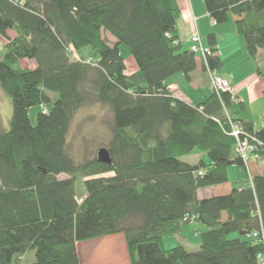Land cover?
<instances>
[{
  "label": "trees",
  "instance_id": "16d2710c",
  "mask_svg": "<svg viewBox=\"0 0 264 264\" xmlns=\"http://www.w3.org/2000/svg\"><path fill=\"white\" fill-rule=\"evenodd\" d=\"M203 1L214 24L234 17L259 61L264 0ZM181 18L176 0H0V86L13 104L10 127L0 130V264H22L33 251L28 264H82L78 244L114 235L124 237L130 264H264V173L250 177L231 135L237 124L264 142V127L230 92L197 105L174 97L167 81L182 73L191 82L200 56L190 42L184 48ZM121 45L145 84L128 75ZM208 47L217 71L214 34ZM23 60L36 67L22 68ZM93 104L112 115V165L77 163L67 150L75 116ZM48 105L32 125L30 109ZM193 154L210 163L182 160ZM232 166L248 174L238 188L200 200L198 191L230 182ZM194 216L205 228L199 249L166 248Z\"/></svg>",
  "mask_w": 264,
  "mask_h": 264
},
{
  "label": "rangeland",
  "instance_id": "374dc122",
  "mask_svg": "<svg viewBox=\"0 0 264 264\" xmlns=\"http://www.w3.org/2000/svg\"><path fill=\"white\" fill-rule=\"evenodd\" d=\"M203 7L205 9L204 5ZM200 25H201V31L203 33V30L206 29L208 26L207 20L200 21ZM232 25L235 26V23H233V21L229 26ZM10 33H13V31L8 32L9 35H11ZM105 38L107 39L109 38L108 39L109 41L112 40V38L109 35H106ZM6 42H7L6 37L0 34V59L4 57V48ZM242 42L244 43L245 46V42L243 38H242ZM120 50L128 68L127 69L128 75L138 73V75L143 80V76L139 72L137 64L133 56L131 55L129 48L126 45H121ZM87 52L88 50H85L84 53L82 54H88ZM76 55L77 57L81 58L80 57L81 55L79 56L78 54ZM86 59H90V58H86ZM178 76H182L183 78L184 75H178ZM183 82H179L176 89H179V91L183 93H187L189 91V88L187 86L184 87V84H187V81L186 83ZM143 83L145 84L144 80ZM210 83L211 82L209 80V85L211 87ZM50 108H52V106L48 105L46 110ZM263 108H264V100H260L254 104L253 111L251 110L253 116L255 115V117H253V119L255 118L254 122L256 121V123L259 126H262L261 111H263ZM43 110L44 109L40 107H33L30 109L29 115L32 125L35 126L37 124V115L39 112H42ZM12 115H13L12 99L0 86V130L9 129ZM227 116L229 117L228 114ZM111 122H112V115L109 107L101 104H93L87 108H84L80 110V112L75 116L68 135L67 150L77 163L83 164L87 161L98 159L99 150L101 148H107V145L111 140V136H112ZM197 156L198 154H193L191 156L182 158V160L185 162L197 164L201 160ZM256 163L257 162H252L249 164L250 177L254 175L252 169L254 164ZM231 175L232 178L230 180V184H232L233 181L239 182L241 180H245L248 174L245 169L243 168L240 169L236 167L232 170ZM59 178L63 179V178H67V176L61 175ZM81 185H82V180H80V183L78 184L79 192L80 191L82 192ZM205 192L208 191H202L200 193V197H203ZM184 230L185 232H187L188 237H190L193 243L192 245H188L187 249L190 251H197L199 249V243H200L199 233L202 230L205 231V228H203L198 223H196L195 220H193L191 221V224H189L184 228ZM235 236H237V234L232 235L231 238ZM177 239L178 237H173V236L168 237L165 240V246L167 248L174 247L175 244L180 243L177 241ZM78 251L80 252L82 264H130L126 243L122 235L106 236L82 243L81 245L78 244ZM34 261H35L34 251L30 252L27 256H23L21 258L22 264L33 263Z\"/></svg>",
  "mask_w": 264,
  "mask_h": 264
},
{
  "label": "crops",
  "instance_id": "0c3cea01",
  "mask_svg": "<svg viewBox=\"0 0 264 264\" xmlns=\"http://www.w3.org/2000/svg\"><path fill=\"white\" fill-rule=\"evenodd\" d=\"M176 1L182 12V18L179 21V31L184 48H189V37L196 28L201 34L206 46H208V36L214 34L217 38L218 57L221 61V66L217 70L218 73L230 83L234 92V97L237 99V101L244 102L253 111L254 104L260 100H264V54L259 56V61L251 58L248 55L241 36H239L236 32L235 26H229L231 25L232 21L234 23L233 16L230 17V21L227 24L217 25L214 24L208 15L206 8L204 9L203 0ZM202 20H207L208 23V26L203 30V33L201 31L200 25V21ZM10 34L11 36L15 35L14 32ZM21 67L34 69L36 67V61L23 60L21 62ZM259 67H261V73L258 72ZM178 75L184 74L178 73L170 78L166 83L171 90L175 91L174 97L193 105L206 102L212 97L213 91L209 85L208 74L204 70L203 59L201 56L198 57V66L192 76L193 80L191 82H188L185 76L182 78V76ZM186 81L187 84H184V87L187 86L189 88L187 93H183L179 91V89H176L179 82L186 83ZM261 112L262 126H259L255 121L256 127L259 128L264 127V108ZM253 117H255V115ZM197 157L207 164L210 163L208 157L205 154H198ZM236 167L238 166H232L228 170L230 180L232 178V170ZM238 168L242 169L241 167ZM252 170L254 175L264 173V159L254 164ZM243 181L244 180L239 182L233 181L232 184L229 182L224 186L202 189L198 191V198L202 200L217 195L227 194L233 189L238 188L239 184H241ZM202 191L208 192H205L204 196L200 197V193ZM173 237H178L177 241L180 242L175 244V246L183 245L187 248L188 245L193 244L185 230H183L180 235ZM81 244L82 243H80V245Z\"/></svg>",
  "mask_w": 264,
  "mask_h": 264
},
{
  "label": "built area",
  "instance_id": "2783aa9c",
  "mask_svg": "<svg viewBox=\"0 0 264 264\" xmlns=\"http://www.w3.org/2000/svg\"><path fill=\"white\" fill-rule=\"evenodd\" d=\"M190 46L191 50L201 56L203 59L204 63L206 64L207 67V74L209 76L210 84L215 93H220V92H230L233 94V89L230 85V83L224 79L216 70H212L208 64L207 58L209 56H212L213 53L210 49V47L206 46L204 44L203 38L201 34L199 33L198 29L196 28L190 37ZM74 60L75 61H80L83 63H86L88 65H94L95 62L90 58V59H82L77 57V55L72 53ZM44 109L43 111L45 113L48 112L46 110V107H42ZM232 136H234L238 142V147H237V153L240 156V158L243 160L246 168L248 171H250V166L249 164L252 162H258L260 160L261 152H264V142L260 141L257 138H252L248 134L244 132V130L237 124L233 125V130L231 133ZM203 173L200 172V175ZM196 217H192L191 220H195ZM254 238H258V234H253ZM262 240L264 241V235L262 237ZM261 257V256H260ZM262 262H264V258L261 257Z\"/></svg>",
  "mask_w": 264,
  "mask_h": 264
},
{
  "label": "water",
  "instance_id": "95a60500",
  "mask_svg": "<svg viewBox=\"0 0 264 264\" xmlns=\"http://www.w3.org/2000/svg\"><path fill=\"white\" fill-rule=\"evenodd\" d=\"M98 161L103 164L112 165V158L107 148H101L99 150Z\"/></svg>",
  "mask_w": 264,
  "mask_h": 264
}]
</instances>
